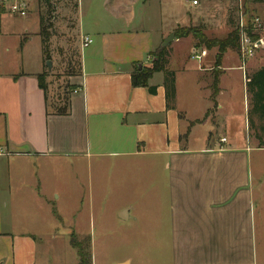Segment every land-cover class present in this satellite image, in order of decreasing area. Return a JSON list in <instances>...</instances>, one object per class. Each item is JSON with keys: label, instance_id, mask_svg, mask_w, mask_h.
Returning <instances> with one entry per match:
<instances>
[{"label": "crops", "instance_id": "0c3cea01", "mask_svg": "<svg viewBox=\"0 0 264 264\" xmlns=\"http://www.w3.org/2000/svg\"><path fill=\"white\" fill-rule=\"evenodd\" d=\"M74 1L80 67L70 78L77 89L70 93L66 115L51 112L48 91L38 83L46 71L41 24L34 34L41 40L39 55L28 64L24 48L33 33L26 25L4 27L13 15L9 3L0 2V37L22 35L9 44L0 41V264H44L39 238H55L53 218L61 216L51 206L49 183L54 170L66 165L75 175L86 167L98 173H161L170 203L174 264H264V174L252 166L253 147L221 123L225 82L231 69H240V55H226L213 98L214 83L203 75L208 50L194 65L192 52L202 48L189 36L163 47L177 28L215 21L211 9L217 0ZM39 6L40 19L43 0ZM84 37L93 40L87 47ZM161 48H167L168 68L175 73L170 107L163 72L148 81L156 94L132 83L134 73L152 68L153 54ZM175 48L189 54L179 70L173 66ZM181 75H189L188 87L200 94L198 115L186 105ZM222 138L227 142L220 143ZM34 205L49 215L42 225L29 208ZM126 262L131 264H117Z\"/></svg>", "mask_w": 264, "mask_h": 264}, {"label": "rangeland", "instance_id": "374dc122", "mask_svg": "<svg viewBox=\"0 0 264 264\" xmlns=\"http://www.w3.org/2000/svg\"><path fill=\"white\" fill-rule=\"evenodd\" d=\"M221 1L224 0H217L211 9L215 17L211 19L215 21L185 28L201 31L208 39L218 41L227 38L233 30L240 33L243 25L251 24L253 18L259 17L261 28L257 33V40L262 42V45L254 47L253 56L247 59L240 56V69L235 68L228 72L229 76L225 82L228 91L221 98L225 104L221 123L228 125L237 135L240 134L241 143L245 141L249 147H253L252 166L258 173L264 174V150L254 146L251 131L253 121L256 120L257 128L264 121L255 117L258 101L247 80L250 75L264 67V3L253 4L249 0H229L224 3ZM52 2L54 8L51 14L46 12L47 9L44 10L45 18L53 25V37L50 41L52 70H48L47 61H44V67L49 74L46 78L49 104L52 109H58L65 105L67 93L72 86L70 78L78 73L76 60L79 44L74 31L75 1ZM39 10V0H29L28 16L13 15L8 23H4L10 24L4 27L13 30H19L26 25L28 32L33 33L30 36V44L24 48L28 64H33L39 55L41 40L39 36L34 35L40 26L39 16L37 18ZM189 37L193 39V45L196 43L199 48L208 50L203 75L208 83H215L216 78L225 72L223 60L226 55L237 58L238 53L227 50L223 53L221 63H218L219 47L208 49L204 44L197 42L192 34ZM20 38L22 35L17 31L16 35L0 37V41L9 44ZM186 54L185 49L175 48L173 66L176 70L185 64ZM192 61L194 65L198 63L197 60ZM230 63L231 61L226 65ZM183 76H180V81L183 95L187 97V100H184L194 115H198L203 105L202 99L199 98L198 92L188 87L189 75ZM211 114L212 112H209L207 116L210 121L213 120ZM217 133L218 136L223 134L220 131ZM201 135L197 137L200 139ZM68 167L66 165L65 170L55 169L52 182L49 183L51 206L58 210L61 216L60 220L53 218V222L54 219L57 221L54 228L55 238H39V257L44 264H78L77 249L71 244L73 229L76 230L78 245L91 251L93 264H117L124 260H130L131 264H174L170 203L166 181L164 183L162 180L161 173L151 176L143 171L132 173L121 170L119 173H113L106 170L98 173L94 168L88 170L86 167L85 171L81 170L75 175L67 171ZM29 208L35 211L39 225L46 222L49 217L47 212L40 210L37 205ZM125 210H128L129 215L126 220L120 216Z\"/></svg>", "mask_w": 264, "mask_h": 264}, {"label": "trees", "instance_id": "16d2710c", "mask_svg": "<svg viewBox=\"0 0 264 264\" xmlns=\"http://www.w3.org/2000/svg\"><path fill=\"white\" fill-rule=\"evenodd\" d=\"M253 4L264 3V0H249ZM43 3L45 4V8L47 9L46 12L51 14L53 11L54 5L52 0H43ZM40 24H41V30H40V36L42 40V47H43V56L44 61L51 60L52 55L50 51V38L52 36V28L53 25L45 18L44 14H41L40 18ZM249 32H251L249 30ZM193 35L195 40L199 42L200 44H204L208 49L219 47L220 52L217 55V62L221 63V60L223 58V53L227 50L235 51L239 54L240 52V34L238 30H233L229 34V36L223 40H216V39H208L205 37L201 31L193 30V29H187V28H177L175 30V36L176 38H184L188 37L190 35ZM253 39H258L259 36L252 35ZM196 47L198 45L196 44ZM154 61L152 68H144L141 71H138L133 74L132 76V83L133 86H143L148 89V92L150 94H156L157 87L155 86H149L148 81L152 77V75L156 72H163L165 76V88H166V98L168 102V107L171 106V103L173 102L175 98V73L168 68L169 64V53L167 48H161L158 49L154 54ZM76 67L79 69L80 67V56L78 54V58L76 60ZM49 76L47 71H44L42 74L38 75V83L39 86L44 89V91H48V88L46 86V78ZM248 85L251 91L255 93V96L257 97V107H256V119H261L264 121V67L256 72H254L252 75H250L248 78ZM218 78H216L214 87H213V94L212 97L215 98V96L219 92L218 88ZM77 87L71 86L70 91L67 93V98L65 101V105L58 109H50L51 112L58 114V115H66L70 112V93L73 92ZM256 121V120H255ZM253 121L251 131L253 132L254 139L258 142L259 148H264V123L262 125H259L260 127H256V123ZM71 244L74 248L77 249L78 253V264H93L92 262V254L89 248L83 249L80 247L76 241L75 235H72Z\"/></svg>", "mask_w": 264, "mask_h": 264}, {"label": "built area", "instance_id": "2783aa9c", "mask_svg": "<svg viewBox=\"0 0 264 264\" xmlns=\"http://www.w3.org/2000/svg\"><path fill=\"white\" fill-rule=\"evenodd\" d=\"M2 3H9V12L15 16L25 17L27 15V10L29 7V0H0ZM194 4L198 3V0H193ZM259 17H255L252 19V23L247 25H243L240 31V52L239 55L242 58H249L254 55V47L259 46V40L253 39L252 35H257L261 28ZM249 24V25H248ZM249 30L251 32H249ZM93 40L90 37H84L82 39V46H89ZM207 55L206 49L194 50L192 52V58L201 62L202 59ZM222 142H226V138H222Z\"/></svg>", "mask_w": 264, "mask_h": 264}, {"label": "water", "instance_id": "95a60500", "mask_svg": "<svg viewBox=\"0 0 264 264\" xmlns=\"http://www.w3.org/2000/svg\"><path fill=\"white\" fill-rule=\"evenodd\" d=\"M175 38L176 37H175V35L173 33L170 34L169 37L165 39L163 47L167 46ZM259 44L262 45V42H259ZM47 66H48V70L51 71L52 70V61L51 60L47 61ZM141 68H142V65L140 64L139 65V69H141ZM120 216H121L122 219H125V220L128 219V210H125V211L121 212ZM127 263L128 262H126L124 264H127Z\"/></svg>", "mask_w": 264, "mask_h": 264}]
</instances>
